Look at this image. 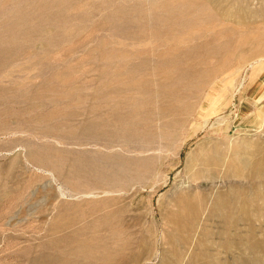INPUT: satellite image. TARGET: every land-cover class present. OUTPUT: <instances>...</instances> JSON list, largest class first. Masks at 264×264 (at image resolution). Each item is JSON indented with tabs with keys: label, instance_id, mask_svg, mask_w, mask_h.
Listing matches in <instances>:
<instances>
[{
	"label": "rangeland",
	"instance_id": "1",
	"mask_svg": "<svg viewBox=\"0 0 264 264\" xmlns=\"http://www.w3.org/2000/svg\"><path fill=\"white\" fill-rule=\"evenodd\" d=\"M207 1L190 29L205 49L195 61L174 54L219 72L177 106L153 88L131 93L149 105L124 142L90 133L98 115L111 120L96 96L116 72L157 80L131 71L138 53L153 61L163 48L109 17L146 15L150 0H0V264H31L67 219L90 222L94 203L112 215L93 242L108 252L101 264H264V0ZM106 52L127 60L107 64ZM99 172L118 183L103 187Z\"/></svg>",
	"mask_w": 264,
	"mask_h": 264
},
{
	"label": "bare ground",
	"instance_id": "2",
	"mask_svg": "<svg viewBox=\"0 0 264 264\" xmlns=\"http://www.w3.org/2000/svg\"><path fill=\"white\" fill-rule=\"evenodd\" d=\"M207 2H208L207 0H150V4L148 6V9L146 10L147 14L145 15V13L144 14L140 13L135 17H130L131 14L130 16H128L129 15V14L127 15L128 12L119 16L118 14L119 11L118 12L115 11L114 13L112 11L113 15L109 17L110 20H114L115 22L116 20L115 16L124 20V22L118 26H115L113 22L116 30L118 29L120 32L124 33V37L131 38L135 33H139V36L142 37L145 36L146 38L152 36L156 42H159L158 44L162 46L163 50L161 52L156 53L155 55L156 59H154L153 61H147L148 60L147 57L143 56L145 54L144 52L138 53V59L140 61L136 69L131 71L132 73L128 72L131 74L133 73L137 74L141 71H144L146 68H150L151 74L154 77H156L157 80L154 81L152 80V82H150V80L143 78L138 82L131 83V78L128 79L126 75L125 76L124 74L118 75V72H116L117 76L114 77L115 75L114 74L109 82L114 84L113 87L111 84L109 85L103 84L102 88L100 89V94L102 96L97 95L96 100H102L104 101L105 104H109L110 111L106 113L110 114L111 120L107 121L108 118L104 120L102 115H98V117L95 118L97 121H92L90 125V133H92L94 137L100 136L101 138H105V139L108 138L109 140L111 138H118L120 140H124V142L130 141L132 138L138 137L139 131L137 127H134L135 125L134 123L137 115L142 113L143 110H145L148 107L149 103L145 102L146 100H143L144 101L143 102L141 99L139 101H135L136 98L130 96L131 93H140L141 95L144 96L146 94L145 92L147 93L149 92V95L152 96V94H150L151 93L150 90L153 88L158 93H161L166 97L168 96L169 100L173 102L174 105H176L177 103L175 101L179 96L178 93L181 92L186 93V92H192V90H198L200 89L201 85L207 81V79L209 80V78L215 77L217 75V73L219 72L218 69L219 66H217L218 68H216V70H212L207 73L206 72L202 73L201 71H197V69L194 66L191 65L187 66V64L186 66H184L183 62L179 61V56L176 57L175 55L176 53L183 54L186 57H193L195 61L198 60V58L200 57L199 54L202 51V49H205L206 47L205 43H201V44L198 43L200 37L195 33V31L193 30L190 31V29L194 28L193 25L196 22V16L195 15L193 16V13L194 14L197 13V11L195 10H197L198 9L197 7L201 4H203V7L206 8L208 5ZM138 5L140 4H137V6ZM212 7H214V5ZM136 11L138 10L136 9ZM210 17L211 16H209V18L206 19V21L208 20L214 22L212 17L211 18ZM14 27L16 28L20 27L19 22H15ZM182 33H188V38L183 43L185 47L182 46V44L177 39L178 35ZM146 34H148L149 36L147 37ZM137 36L138 35H135L133 39L137 40ZM209 38L212 39L213 37H209ZM144 40L145 39L141 41ZM9 44L13 45L14 43L11 40ZM120 54L122 53L109 54V52H106L102 55L104 61H106L107 64H110L113 62H117L116 60L122 61L124 56L126 59L127 57L126 54L119 56ZM117 71H119V69ZM119 76L121 77L124 76V79L118 78ZM196 78L199 79L198 82H195ZM149 101L153 102L152 99H150ZM99 119L102 121H98ZM98 130H100L99 133L97 132ZM37 159L40 160V158ZM95 168L96 167H94V169ZM87 170L89 171V169ZM75 172L78 175L79 171L77 169L75 170ZM108 174L109 172L108 173L99 172V175L96 173V180L99 181L98 183L101 184L105 183L103 187L114 186L115 183L117 182L112 179L113 178L112 176H111L112 178L109 177ZM82 187H86V186L78 185V188H82ZM112 192H113L112 190L110 191L108 190V191H103L102 193H112ZM9 196H10L9 193H6L3 197L6 198ZM19 197L21 196L19 195ZM14 199L15 198L11 197L9 198L8 202ZM103 205H104L103 203L93 204L92 211L94 214L97 215L90 222L85 223L84 226L75 227L76 223H78V220L80 221L85 220V216L83 215L79 217L78 216L73 217L71 218V220L67 219L66 220L67 223L65 224L64 227H66V229H69V231H67L68 234L65 235L64 238L61 237L60 239L53 238L50 244L47 243L46 245L45 244L41 245L42 250L43 249H47V250H45L44 253L40 252L36 258L32 259L31 264H75L77 262L76 261L77 258L84 257L85 259L88 260L91 256H94V254L98 256L99 264L104 263L107 259L108 252L104 251L103 248L96 247L93 244L95 240L99 239V235H98L99 231L105 232L111 229L110 221L112 219V215L108 212H103L102 214L101 213L98 214L100 212L99 208H101ZM57 217L59 220L61 219L60 215ZM73 221H75L76 223H74ZM114 235H116V232H114ZM78 261H80V259Z\"/></svg>",
	"mask_w": 264,
	"mask_h": 264
}]
</instances>
